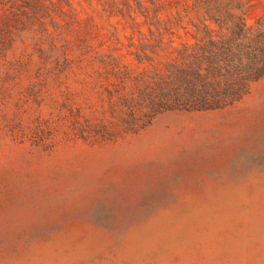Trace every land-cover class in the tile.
<instances>
[{
  "label": "rangeland",
  "instance_id": "1",
  "mask_svg": "<svg viewBox=\"0 0 264 264\" xmlns=\"http://www.w3.org/2000/svg\"><path fill=\"white\" fill-rule=\"evenodd\" d=\"M239 13L264 0H0V264H264V76L169 100Z\"/></svg>",
  "mask_w": 264,
  "mask_h": 264
},
{
  "label": "trees",
  "instance_id": "2",
  "mask_svg": "<svg viewBox=\"0 0 264 264\" xmlns=\"http://www.w3.org/2000/svg\"><path fill=\"white\" fill-rule=\"evenodd\" d=\"M211 21L219 32L206 30L204 38L192 35L194 50H189L191 45L187 42L182 44L185 60L194 59L199 64L194 70L184 68V94L173 90L169 96L172 104L183 106L184 110L230 105L247 93L251 83L264 76V19L252 27L246 25L241 13L230 15L227 23L219 18Z\"/></svg>",
  "mask_w": 264,
  "mask_h": 264
}]
</instances>
